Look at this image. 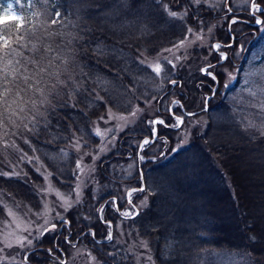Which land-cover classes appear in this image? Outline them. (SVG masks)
<instances>
[{"label": "trees", "instance_id": "obj_1", "mask_svg": "<svg viewBox=\"0 0 264 264\" xmlns=\"http://www.w3.org/2000/svg\"><path fill=\"white\" fill-rule=\"evenodd\" d=\"M8 3L23 26L20 19L0 18V35L14 38L31 22L40 26L37 35L47 29L80 39L72 42V81L40 108L38 131L13 129L15 135L4 137L16 148L0 147V173L10 174L0 175V221L7 215L6 199L23 209H41L44 178L29 159L38 158L54 185L72 193L79 160L74 143L82 142L84 150L99 146L94 123L108 110L142 111L138 123L97 161L82 200L66 214L67 225L56 222L22 264H51L68 257L72 245L90 249L102 264H133L107 239L119 224L147 241L155 264H204L214 252L264 264V109L259 107L264 104V28L255 23L257 14L193 0H0V17ZM256 3L264 8V0ZM166 8L179 15L172 17ZM56 12L62 23L51 25ZM259 16L264 20V12ZM232 18L238 22L232 25ZM209 29L211 42H221L228 59L221 60L212 47L195 54L197 61L205 57L204 67L215 80L197 66L172 63L157 75L142 61ZM228 71H233L230 82ZM188 112L196 115H184L180 127L172 126V113ZM158 118L164 123L153 133L149 122ZM145 139L150 143L142 146ZM141 184L145 191L133 193L129 204L128 191ZM132 204L139 205V214L123 216Z\"/></svg>", "mask_w": 264, "mask_h": 264}, {"label": "rangeland", "instance_id": "obj_2", "mask_svg": "<svg viewBox=\"0 0 264 264\" xmlns=\"http://www.w3.org/2000/svg\"><path fill=\"white\" fill-rule=\"evenodd\" d=\"M193 2L216 9L226 8L228 5L233 11L235 9H245L252 13L251 0H227V3L225 0H200L199 3H197V0H193ZM259 12L260 11L255 12V14H257L256 19L263 20V18L259 16ZM0 18L2 21L13 19L19 20L18 18H20V16L13 8L12 3H8L6 8L1 12ZM231 24L233 25V23ZM213 35V30L201 32L199 34L194 33L185 40L183 46L177 47L176 45L175 47L170 48L171 51L164 50L154 57L144 56L142 61L153 69L156 64H160L163 69L165 64L169 61L175 66H197V69H203L205 68V62L208 63V61H206L205 57H200V60L197 61L195 52H201L204 47L210 49L214 44L222 45L221 42H211ZM197 36H202L203 38L198 39ZM212 51L217 52L213 47ZM220 52L225 53L221 48L218 52L219 55ZM191 60H194L196 63L193 65ZM228 74H231V77L230 75L228 77V81L230 82L233 78V71H228ZM141 113L142 111H138L133 116L123 115L113 110H108L107 114L102 117L103 119L100 118L94 123L93 130L101 139L99 146H91L87 150H84L82 148V142L79 141V147H77L78 140L74 143L72 147L79 155L81 167L76 170L78 177L75 183V191L72 193L61 191L54 185L52 182V174L44 167L43 163L38 158L33 157L28 160L31 161V163L36 162V164L33 165L35 166L36 171L44 178V186L39 190L42 202L41 209L39 211H31L28 208H21L15 202L13 203L8 199L3 200L7 215L4 220L0 221V248H3V251H0V261L6 264H22L23 259L28 258L32 250L36 247L37 242L43 237L45 233L43 231L44 227H49L52 224H56V222H63L67 225L66 214L82 200L87 181L92 180L94 176L97 161L111 153L115 148L118 136L123 131L134 127L141 119ZM120 117H124V119H121ZM154 120L162 119L158 118L153 119V121ZM158 124L159 123L153 124V133L156 132V126ZM173 124H175V122ZM144 141L142 146L146 145L144 144ZM182 143L183 144L180 145L181 147L187 145L185 140ZM56 193H59L64 199H58ZM65 201H67V203H65ZM138 207L139 205L137 208ZM9 213H11V215H9ZM45 220L48 222L47 225L44 224ZM110 235L116 242V245L120 247V250L123 251L124 255L130 257L133 264H155V259L148 243L147 248L142 246V242L147 241L142 239L136 231L129 228L124 230L122 225L119 224L116 233L113 234L111 231ZM25 236L31 240V243L25 241L24 245L21 246L18 243V240ZM8 243H11L13 246L5 247ZM148 256L152 257L151 262L147 260ZM51 264L102 263L90 249L83 245H72L68 257L63 254L61 257H56L52 260ZM204 264H250V261L246 256H240L228 252H214L206 255Z\"/></svg>", "mask_w": 264, "mask_h": 264}, {"label": "snow or ice", "instance_id": "obj_3", "mask_svg": "<svg viewBox=\"0 0 264 264\" xmlns=\"http://www.w3.org/2000/svg\"><path fill=\"white\" fill-rule=\"evenodd\" d=\"M122 2V0H121ZM200 0H197L199 3ZM227 3V0H225ZM11 7V6H10ZM227 11H231L228 7ZM166 11H169L166 8ZM251 11L253 15L255 12H264V8L260 7V4L256 3V0H251ZM169 15L172 17H177L179 14L176 11H169ZM55 19L50 21L51 25H55L58 22L62 23L60 19V13H55ZM20 19V26H23V19ZM236 18H232L231 23H237ZM202 23V22H201ZM255 23L258 25L264 24V20L256 19ZM211 29H209L210 31ZM40 31V26L35 23L29 24V27L24 29L22 32L19 31L14 38L8 36L0 35V147L4 150L9 148H16L15 141H10L4 137H9L10 135H15L16 133L12 131L13 129L23 128L25 131L31 133L34 130L38 131L37 117H43L44 113L40 111V108L45 104H50L49 95L55 93L59 86H66L67 83L72 81V69L75 59V49L72 47V42L74 40H79L80 37L74 34H67V39H65V34L58 32H49L47 29L43 30L42 35H37ZM187 33H192L193 30L188 28ZM55 37H60L59 42ZM198 39H202V36H197ZM187 40V35L184 40L180 41L177 45L183 46ZM213 49L219 52L221 45H212ZM225 47H231V45H225ZM165 51H171V49H166ZM27 53V54H26ZM220 59L227 60L228 57L226 53L220 52ZM168 63H171L170 61ZM174 67V65H173ZM208 67H212L209 65ZM153 71L159 75L162 71L161 65L156 64ZM202 72L207 75H212L208 71V68L201 69ZM231 77V74H229ZM63 77V78H62ZM215 80V76L212 75ZM170 83L175 84L176 81H170ZM227 87V85H225ZM251 96H256V93L249 90ZM207 102V98L205 103ZM179 105V101L173 102ZM182 107V105H179ZM259 107L264 109V104H260ZM132 112L131 115H135ZM175 120L173 127H180L184 121V115L194 116L196 113L188 112L182 115H175L172 113ZM124 119V117H120ZM103 119V118H101ZM27 121V123H25ZM152 124H163V120L150 121ZM32 124V127H29ZM249 127H256L251 121L248 122ZM264 128V125L261 126ZM261 135H264V131H261ZM30 143L29 141H25ZM150 141L145 140L144 144H148ZM77 147H79V141H77ZM25 155H27L25 153ZM23 159V156L21 157ZM142 159V158H141ZM31 162V161H29ZM77 169H80L81 162L78 160L76 162ZM15 174V173H13ZM0 175L10 176L9 173H0ZM47 191V190H46ZM145 187L143 184L139 188H133L128 191V202L131 204L132 194L135 192H144ZM58 199L63 200L64 198L56 193ZM67 203V201H65ZM117 211H119V206L117 205ZM138 209L136 205L132 204L131 207L122 213L123 216L132 218L138 215ZM11 215V213H9ZM47 225V220L44 221ZM55 224L49 227H44L43 231L47 232L54 229ZM107 239L111 240L112 236L109 234ZM25 241L31 243L28 237H23L18 240V243L23 246ZM11 243L5 245V247H12ZM142 246L147 248V242H142ZM3 251V248H0ZM148 261H152V257H147ZM0 264H3L0 261Z\"/></svg>", "mask_w": 264, "mask_h": 264}]
</instances>
